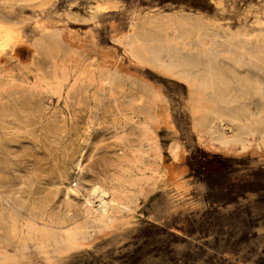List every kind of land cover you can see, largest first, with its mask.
I'll use <instances>...</instances> for the list:
<instances>
[{"label":"rangeland","instance_id":"rangeland-1","mask_svg":"<svg viewBox=\"0 0 264 264\" xmlns=\"http://www.w3.org/2000/svg\"><path fill=\"white\" fill-rule=\"evenodd\" d=\"M0 24L19 35L0 54V264H264V0H0ZM133 34L214 78L213 130L244 150L197 143L193 92L131 58ZM92 185L113 221L86 216Z\"/></svg>","mask_w":264,"mask_h":264},{"label":"bare ground","instance_id":"bare-ground-1","mask_svg":"<svg viewBox=\"0 0 264 264\" xmlns=\"http://www.w3.org/2000/svg\"><path fill=\"white\" fill-rule=\"evenodd\" d=\"M105 8L106 7L103 5L98 6V9H100V10H105ZM173 23H175V22H173ZM159 26H160V23H159ZM164 26H166V25H164ZM157 28L160 29V27H157ZM159 29H156V30H159ZM167 30H168V28H167ZM161 32H162V30H161ZM144 34H146V32L143 33V35ZM145 36H148V34H146ZM149 37H148V39L145 37L147 40L143 41L144 38H143V40H141L138 37V35L133 34V35L126 38L127 42L124 44V46L129 47V49H127V52L130 54V57L133 58L135 61H137L139 64H141L145 67H148L151 70H153V71H155V72H157V73H159L165 77H170V79L175 78L176 80L183 82L187 86V89L189 91H191V93L193 92L191 94V98H190V112H191V115L193 117L192 129L195 133L197 143L200 144L205 150H207L209 152L229 153L233 149H235L236 147H239L242 150H244L246 147L245 144H246L247 140L243 136L235 138L234 136H236V135L234 133H232L233 135L232 134L228 135L227 133L223 132L222 130H218L216 132L217 133L216 134L215 131L213 130L212 125L215 126V123L218 124V128L219 127L222 128V126H221V123L223 122L222 117H224L226 115L224 112H218V111L210 110V108L207 105L208 102H204V98H202L203 91L207 90V89H211L215 85L214 78L208 73L207 75H209V77L197 79V77H195L193 75V73H191L189 70L194 66L193 64H195L191 61L174 60L168 64L165 63L161 59L159 54L152 50L151 45L154 42V40L149 39ZM243 38H245V37H243ZM18 39H19L18 33H16L13 29L7 28V27L0 24V54L3 53L4 51H6V49H9V48L11 50L14 49ZM170 42H171V40L170 41L166 40V43L170 44ZM173 44H172V46H173ZM181 45L183 46V48H185V47H188L189 44L186 43V41H184ZM249 60L250 59L248 58V61ZM252 62H254V61L252 60ZM178 68L181 70L176 71V69H178ZM195 69H197V67ZM194 72H196V70ZM194 91H196V92H194ZM210 92L212 93V89L210 90ZM210 92H207V93H210ZM257 93H258V91H257ZM213 98H214V96H213ZM211 100H213V99H211ZM166 109H168V108H166ZM209 117H211V120H209ZM224 119H225V117H224ZM242 120H243V118H242ZM242 120H240V119L234 120V121H236V126H238L239 132L245 131L244 136H247V137L250 136V137H252V139L254 141L255 137H256V131L252 127V123L251 122H242ZM226 122H227V120H226ZM231 122H232V120H231ZM216 127L217 126H215V128ZM256 141H258L259 144H264V140H262L260 137H258ZM148 147H149L150 152L153 154L154 159L160 160L161 153H160V148H159V145H158L156 138H150L149 139ZM176 153H177V147L172 151L173 157H175ZM151 160H152V158H151ZM69 190H72V188L71 187L68 188V191ZM106 195H108V191L102 186L92 185L88 189L87 194L85 195V199H84L87 217L89 215L90 216L93 215L94 217H97L99 219V221H109L110 222V221L114 220L115 217H114L113 211L114 210L118 211L119 206H122V204L117 202V200H115L113 197H111V200L105 201L104 199H105ZM110 195H113V193H111ZM86 222L88 223V221H86ZM65 228H66L65 226L59 227V229L62 230V233L58 237V242L65 243L69 246H73V245L79 244L80 242H82L86 239L87 232H86L85 226H77L74 228H68V229L64 230ZM50 240H53L55 242L56 238L49 237L48 235H45V242H49ZM80 244H82V243H80ZM6 256H8V255H6ZM4 257H2L3 262L6 259V258L4 259Z\"/></svg>","mask_w":264,"mask_h":264}]
</instances>
